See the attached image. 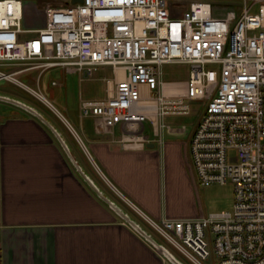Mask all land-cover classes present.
I'll return each instance as SVG.
<instances>
[{
	"label": "built area",
	"instance_id": "2783aa9c",
	"mask_svg": "<svg viewBox=\"0 0 264 264\" xmlns=\"http://www.w3.org/2000/svg\"><path fill=\"white\" fill-rule=\"evenodd\" d=\"M44 10V26L24 28V2L0 0V66L26 65L0 68V79L27 89L17 74L37 69L39 78L61 66L91 76L111 66L114 85L104 97L81 98L79 115L94 117L124 149L151 141L145 122L163 143L165 118L200 102L192 168L201 185L232 182V209L157 220L135 208L194 264H264V0H192L181 13L169 0H83ZM168 63L188 64L187 79L164 80Z\"/></svg>",
	"mask_w": 264,
	"mask_h": 264
},
{
	"label": "crops",
	"instance_id": "0c3cea01",
	"mask_svg": "<svg viewBox=\"0 0 264 264\" xmlns=\"http://www.w3.org/2000/svg\"><path fill=\"white\" fill-rule=\"evenodd\" d=\"M108 81L114 85V75ZM59 113L72 135L49 119L84 172L147 229L135 206L157 220L199 216L185 203L195 128L187 141L163 129V143L145 129L153 146L124 149L94 117L89 129L79 115L76 129ZM0 264L172 263L99 197L41 119L0 100Z\"/></svg>",
	"mask_w": 264,
	"mask_h": 264
},
{
	"label": "rangeland",
	"instance_id": "374dc122",
	"mask_svg": "<svg viewBox=\"0 0 264 264\" xmlns=\"http://www.w3.org/2000/svg\"><path fill=\"white\" fill-rule=\"evenodd\" d=\"M24 2V18L22 26L24 28H39L46 24L45 5L57 6L66 2V0H22ZM175 13H181L188 9L192 0H169ZM35 35V32H26L22 36L30 38ZM46 53H54V47L48 45ZM26 65H11L1 67L7 71H14ZM111 68L101 66L91 76H81L77 72H66L61 66H55L46 69L40 77L39 70H29L17 74L20 80L28 83L32 88L39 90L44 94L51 104L57 108L69 121L80 129L81 118L79 117V103L81 98L93 99L106 96L108 94L109 81L112 77ZM163 79L185 80L189 74V65L184 63H168L163 65ZM52 80L58 81L53 85ZM0 91L8 92L25 98L45 113L51 120L56 121L59 126L67 129L70 134V129L63 116L58 113L47 103L41 100L37 95L30 92L28 89L19 84L0 79ZM204 107L200 102L191 105V112L188 114L169 115L165 118L167 126L164 128L166 136L188 140L193 128H195ZM83 121L87 128L93 129L94 124L88 117H84ZM146 129H152L149 122H145ZM119 134V132H118ZM193 173V172H192ZM190 180V182H189ZM188 180V190L186 193L185 203L191 211L201 215H208L213 212H221L231 210L233 207L234 187L232 182L212 183L210 185H201L195 174L190 175ZM148 227V226H147ZM148 229L162 242H164L183 262L184 264H194L180 252L170 246L156 231L150 226ZM209 264V261H205Z\"/></svg>",
	"mask_w": 264,
	"mask_h": 264
},
{
	"label": "water",
	"instance_id": "95a60500",
	"mask_svg": "<svg viewBox=\"0 0 264 264\" xmlns=\"http://www.w3.org/2000/svg\"><path fill=\"white\" fill-rule=\"evenodd\" d=\"M83 0H66L67 3H77L82 2ZM0 100L12 103L19 107L26 109L31 112L39 119H41L56 135L67 155L79 171V173L83 176L86 182L92 187V189L101 197L110 207H112L125 221H127L140 235H142L151 245L157 249L164 257H166L172 264H184V262L160 239H158L149 229H147L144 225H142L139 221H137L131 214L123 209L116 201L107 196L98 185L84 172L81 168L80 164L77 162L73 153L71 152L67 142L58 131L57 127L54 123L49 119L47 115H45L42 111H40L37 107L32 105L31 103L22 100L16 96L4 93L0 91ZM154 143H147V146H153Z\"/></svg>",
	"mask_w": 264,
	"mask_h": 264
},
{
	"label": "bare ground",
	"instance_id": "6f19581e",
	"mask_svg": "<svg viewBox=\"0 0 264 264\" xmlns=\"http://www.w3.org/2000/svg\"><path fill=\"white\" fill-rule=\"evenodd\" d=\"M30 92H32L33 94L37 95L41 100H43L45 103H47L48 105H50L55 111L56 113H59L58 110L55 109V107L51 104V102L48 100V99H45L44 97L38 95L34 90L33 88H27ZM60 114V113H59Z\"/></svg>",
	"mask_w": 264,
	"mask_h": 264
}]
</instances>
